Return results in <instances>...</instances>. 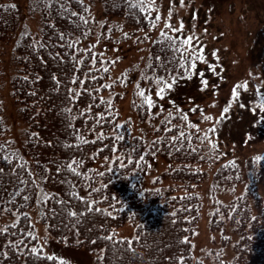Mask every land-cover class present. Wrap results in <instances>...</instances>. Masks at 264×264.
Listing matches in <instances>:
<instances>
[{"label": "trees", "instance_id": "obj_1", "mask_svg": "<svg viewBox=\"0 0 264 264\" xmlns=\"http://www.w3.org/2000/svg\"><path fill=\"white\" fill-rule=\"evenodd\" d=\"M100 1L106 12L124 14L130 23H150L139 7L130 6L136 0ZM28 6L38 15L37 26L15 34L18 8L11 0H0V40L12 42L8 85L20 123L16 135L12 134L0 92V168L4 169L0 208L18 211L14 220L0 227L6 229L0 234V264H69L37 245L26 209L32 203L38 205L39 218L54 238L62 241L72 235L69 242L97 252V264H206L192 255L190 237L202 203L195 184L207 175L204 163L216 159L212 147L198 139L176 111L159 119L155 135L129 136L127 120L117 123L114 99L120 94L106 93L108 71H104L107 68L99 52L81 44L91 24L86 0L83 4L78 0H30ZM181 51L184 58L160 34L153 38L143 61L146 79L157 77L164 85L167 77L190 72L192 58L184 46ZM5 71L0 66V76ZM141 99L132 100L138 117L144 116L147 107L141 106ZM116 124L121 127L114 129ZM252 129L250 122L249 138L255 134ZM117 133L122 140L116 141ZM155 154L167 156L162 168L166 175L155 174L152 186L144 180ZM91 155L100 158L99 164L83 169ZM258 156L264 157L254 155L251 167L264 171V159L257 162ZM73 161L79 162L78 167L73 165L79 175L67 168ZM242 178V167L232 157L218 159L211 170L212 189H225ZM131 198H149L150 202L137 212L129 204ZM209 215L211 228L224 231L229 227L237 234L232 240L235 253L220 259L223 264H264V192L246 186L228 200L213 198ZM127 219L134 220L132 235H114L115 227ZM222 238L229 240L230 234Z\"/></svg>", "mask_w": 264, "mask_h": 264}, {"label": "rangeland", "instance_id": "obj_2", "mask_svg": "<svg viewBox=\"0 0 264 264\" xmlns=\"http://www.w3.org/2000/svg\"><path fill=\"white\" fill-rule=\"evenodd\" d=\"M11 1L18 8L14 33L25 29L34 30L38 15L29 9L30 0ZM86 4L91 24L89 35L81 44L99 52L101 64L108 71L105 80L110 87L106 93L109 96L112 91L120 94L114 99L117 123L127 120L129 136L140 133L150 137L156 134L155 127L159 119L170 111H176L182 114V118L187 117L183 123L196 131L198 139L212 147L216 159L204 163L207 175L195 184L202 203L200 216L190 237L191 252L206 264H223L220 259L230 258L235 253L232 240L237 234L231 232L229 227L224 231L210 227L212 199L228 200L246 186L264 192V171L251 167L254 155H264V122L261 129L258 126V117L264 112L259 106L261 95H264V0H183V4L181 0H150L146 5L150 9L147 14L150 23L146 26L130 23L124 14L106 12L100 0H86ZM157 15L161 17L159 21H155ZM152 21H155L154 27ZM166 24H170L171 28H165ZM181 25L182 33L172 31ZM161 31L174 33L181 39L189 36L193 38L191 49L186 45L184 48L192 58V63H195V68L191 67V71L184 75L167 77V84H173L175 78L171 88L166 87V83H160L157 77L147 80L143 73V61L149 43ZM11 43L0 40V66L6 69L0 76V92L10 132L15 134L20 123L9 94ZM197 53H201L203 59L197 58ZM203 81H207L206 86ZM245 84L247 88L243 87ZM237 85L241 87L233 99L232 91ZM161 88L164 89L161 93L163 98L157 95ZM140 89L153 101V107H146L143 117H138L132 106L133 99H140ZM225 108L227 112H224ZM208 116L212 119H206ZM250 122L255 136L252 134L249 138L247 129ZM225 157H232L240 163L243 178L225 189H212L211 170L218 159ZM86 161L82 164L83 169L88 165L99 164L100 158L91 155ZM166 162L167 156L153 155L145 183L155 186L150 180L159 172L166 175L162 172ZM149 202V198L129 200L131 208L137 212ZM252 206L253 210L256 209L253 203ZM38 208L36 203H32L26 209L34 226L36 243L42 251L67 260L69 264H97V252L75 245L74 241L69 242L72 235L62 241L54 238L40 220ZM17 215L16 209L7 211L0 208V227L14 220ZM133 229L134 220L127 219L113 232L116 236L129 237ZM226 233L230 234L229 240L222 238Z\"/></svg>", "mask_w": 264, "mask_h": 264}, {"label": "snow or ice", "instance_id": "obj_3", "mask_svg": "<svg viewBox=\"0 0 264 264\" xmlns=\"http://www.w3.org/2000/svg\"><path fill=\"white\" fill-rule=\"evenodd\" d=\"M78 2H80L81 4H83V0H78ZM149 2H150V0H136V3H131L130 6L133 7V8L139 7V8H140V11L144 12L145 14H148V13L150 12V9H149V7H147L146 5H147V3H149ZM181 4H183V0H181ZM12 7H15V6L12 5ZM85 11H87V8H86V7H85ZM71 15L76 16L77 13L72 12ZM169 15H171V13H169ZM79 19H80L84 24H87V23H88V21L85 20V18H84L83 16H80ZM160 19H161V17H160L159 15H157V16L155 17V21H159ZM155 21H152V26H153V27L155 26ZM165 28H171V25H170V24H166V25H165ZM172 31H173V32H181V33H182V31H183V26L181 25V27H180L179 29H172ZM160 36L163 38V42H166V43L168 44V47H169L173 52H178V51L181 52V58H184V57H183V52L181 51V48H182L183 46H185V45H186L189 49H191V47H192V39H193V38H192L191 36L187 37L186 39H181L180 37L170 36V35H168L167 32H165V31H161ZM60 38L63 39V38H64L63 35H62ZM146 38H147V37H146ZM74 43H75V42H74ZM72 46H73V45H69V47H72ZM195 56H196L197 58L203 59V56H202L201 53H197V54H195ZM161 64H162V66H163V62H161ZM154 66H155V65H148L149 68H153ZM182 66H184V67H185V70L187 71V66H186V65H182ZM191 67H192V68H195V63H192ZM212 70L214 71L215 69L213 68ZM104 71H107V69H104ZM201 75H202V74H201ZM189 78H191V77H189ZM73 82L75 83V81H73ZM158 82H159V81H158ZM174 83H175V78H174V80H173V84H174ZM203 83H204L205 86L207 85V81H203ZM173 84H167V83H166V87L171 88V87L173 86ZM106 87H110V85H106ZM137 87L139 88V85H138ZM240 87H241V85H237V86L233 89V91H232V97H233V99H235V98L237 97V89L240 88ZM243 87H244V88H247V84L243 85ZM163 91H164V89L161 88L160 91L157 93V95L160 96L161 98H163V96L161 95V93H163ZM138 95L142 98V99H141V106H144V105L146 104L147 107H148L149 109H151V108L153 107V101H152L151 97L146 96V95H145V92H144L143 89H140V90L138 91ZM259 106H260V108H261L262 110H264V95H261L260 105H259ZM193 111H195V109H193ZM227 111H228V109L225 108V109H224V112H227ZM186 118H187V117H185V119H186ZM101 119H103V117H101ZM206 119L211 120L212 117H211V116H208V117H206ZM119 127H121V125H119V124L114 125V129H115V128H119ZM210 131H214V129H210ZM184 135H185V133H184L183 131H181V132H180V137H184ZM101 137H103V133H101ZM115 139H116V141H120V140L123 139V136H122L120 133H117L116 136H115ZM0 147H2V146H0ZM3 159H4L6 162L11 163V161L8 159V157H4ZM141 159H143V158L141 157ZM261 159H264V157H259V156H258V157L255 158V160H256L257 162L260 161ZM73 165H76V166L78 167V166H79V162H78V161H73V162H71L70 164H68V165H67L68 170H70V171H71L73 174H75V175H79V173L76 172V169H75V167H73ZM24 167H25L24 164L20 165V170L23 171ZM3 172H4V169H3V168H0V173H3ZM27 199H29V197H25V200H27ZM95 210H96V211H102V210H100V209H95ZM72 215L75 216L76 213H72ZM24 219H25V220L28 219L27 214H24ZM15 226H16V225H12V227H15ZM3 231H6V229H5V230H0V234H2ZM31 251L36 252V251H38V250H36V249H32ZM49 258H51V257H49Z\"/></svg>", "mask_w": 264, "mask_h": 264}]
</instances>
